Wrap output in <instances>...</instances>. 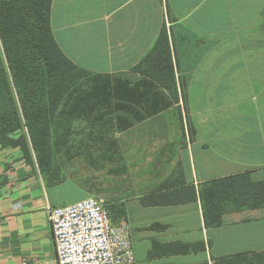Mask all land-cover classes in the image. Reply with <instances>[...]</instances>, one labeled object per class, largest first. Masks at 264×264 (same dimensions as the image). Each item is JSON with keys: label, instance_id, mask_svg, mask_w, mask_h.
Returning <instances> with one entry per match:
<instances>
[{"label": "crops", "instance_id": "0c3cea01", "mask_svg": "<svg viewBox=\"0 0 264 264\" xmlns=\"http://www.w3.org/2000/svg\"><path fill=\"white\" fill-rule=\"evenodd\" d=\"M49 22L85 76L51 128L60 181L0 146V264H56L48 210L87 196L133 264H264V0H52Z\"/></svg>", "mask_w": 264, "mask_h": 264}, {"label": "trees", "instance_id": "16d2710c", "mask_svg": "<svg viewBox=\"0 0 264 264\" xmlns=\"http://www.w3.org/2000/svg\"><path fill=\"white\" fill-rule=\"evenodd\" d=\"M51 4L0 0V146L18 148L27 160L33 156L42 176L55 183L60 177L51 139L54 116L85 73L54 42ZM262 195L264 200V185Z\"/></svg>", "mask_w": 264, "mask_h": 264}, {"label": "built area", "instance_id": "2783aa9c", "mask_svg": "<svg viewBox=\"0 0 264 264\" xmlns=\"http://www.w3.org/2000/svg\"><path fill=\"white\" fill-rule=\"evenodd\" d=\"M48 219L56 264H133L129 226L114 224L98 198L50 208Z\"/></svg>", "mask_w": 264, "mask_h": 264}, {"label": "rangeland", "instance_id": "374dc122", "mask_svg": "<svg viewBox=\"0 0 264 264\" xmlns=\"http://www.w3.org/2000/svg\"><path fill=\"white\" fill-rule=\"evenodd\" d=\"M0 55H1V54H0ZM79 75L81 76V75H83V74L79 72ZM84 76H85V75H84ZM84 76H83V77H84ZM59 176H60V174H59ZM61 176H62V175H61ZM61 176H60V177H61Z\"/></svg>", "mask_w": 264, "mask_h": 264}]
</instances>
